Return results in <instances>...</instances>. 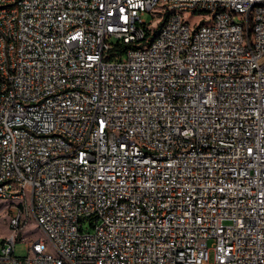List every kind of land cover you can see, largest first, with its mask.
<instances>
[{
    "label": "built area",
    "instance_id": "built-area-1",
    "mask_svg": "<svg viewBox=\"0 0 264 264\" xmlns=\"http://www.w3.org/2000/svg\"><path fill=\"white\" fill-rule=\"evenodd\" d=\"M0 201V264H264V0H0Z\"/></svg>",
    "mask_w": 264,
    "mask_h": 264
},
{
    "label": "rangeland",
    "instance_id": "rangeland-1",
    "mask_svg": "<svg viewBox=\"0 0 264 264\" xmlns=\"http://www.w3.org/2000/svg\"><path fill=\"white\" fill-rule=\"evenodd\" d=\"M187 19L191 24H194L197 21V15L187 14ZM15 209H12V206L8 202L0 201V243H2L7 237L12 234L11 222L14 217ZM86 230H91L87 224H85ZM42 237L46 243L49 244V241L43 231L37 225V222L33 218H29L24 229L16 236V245L15 251L16 255L19 257H25L28 255L27 242H30L33 238ZM48 251L55 253L54 248L49 245ZM1 250V247H0Z\"/></svg>",
    "mask_w": 264,
    "mask_h": 264
}]
</instances>
